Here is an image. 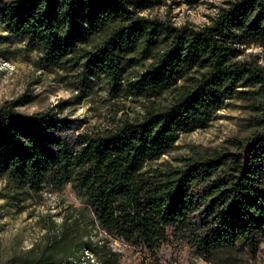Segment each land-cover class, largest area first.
I'll use <instances>...</instances> for the list:
<instances>
[{
	"label": "trees",
	"instance_id": "1",
	"mask_svg": "<svg viewBox=\"0 0 264 264\" xmlns=\"http://www.w3.org/2000/svg\"><path fill=\"white\" fill-rule=\"evenodd\" d=\"M160 2L0 0L3 43L23 44L42 68L79 69L84 87L104 77L112 94L143 107L85 127L84 118L63 114L68 100L32 113L17 109L28 93L0 103V177L13 198L69 185L83 204L14 264H122L112 240L155 264H165L163 245H185L205 264H258L264 63L247 49L264 51V0H223L199 25L143 13ZM244 90L259 113L234 150L202 148L178 164L157 162Z\"/></svg>",
	"mask_w": 264,
	"mask_h": 264
},
{
	"label": "rangeland",
	"instance_id": "2",
	"mask_svg": "<svg viewBox=\"0 0 264 264\" xmlns=\"http://www.w3.org/2000/svg\"><path fill=\"white\" fill-rule=\"evenodd\" d=\"M222 1L198 0L188 4L185 0H161L143 13L169 19L177 25H199L208 20L215 6ZM247 51L261 53L264 63V51L260 47L252 46ZM36 61V53L27 51L23 44L7 45L0 39V103L28 93L30 101L17 109L32 113L68 100L70 104L63 114L73 120L84 118L85 127L102 126L112 117H135L142 113L139 101L112 94L104 77L93 80L90 87H84L79 69L42 68ZM251 103L248 92H239L213 114L207 126L182 133L157 162L178 164L181 163L180 157L192 155L202 148L234 150L236 142L249 136L256 128L253 117L259 111L253 109ZM260 103L264 111V95ZM12 195L7 179L0 177V264H14L17 258L31 249L40 250L47 241V234L62 222L72 207L83 206L69 185L60 192L43 186L23 200ZM97 233L104 235L102 231ZM110 246L122 252V264H155L148 255L122 241L112 240ZM158 257V263L205 264L200 258L191 256L185 245H163ZM258 264H264V243Z\"/></svg>",
	"mask_w": 264,
	"mask_h": 264
}]
</instances>
